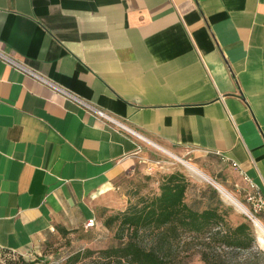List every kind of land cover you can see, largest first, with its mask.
Wrapping results in <instances>:
<instances>
[{
    "label": "crops",
    "instance_id": "obj_1",
    "mask_svg": "<svg viewBox=\"0 0 264 264\" xmlns=\"http://www.w3.org/2000/svg\"><path fill=\"white\" fill-rule=\"evenodd\" d=\"M0 52L136 134L0 59V264L95 219L148 141L264 195V0H0Z\"/></svg>",
    "mask_w": 264,
    "mask_h": 264
},
{
    "label": "trees",
    "instance_id": "obj_2",
    "mask_svg": "<svg viewBox=\"0 0 264 264\" xmlns=\"http://www.w3.org/2000/svg\"><path fill=\"white\" fill-rule=\"evenodd\" d=\"M189 187L179 172L163 176L158 194L139 197L135 204L104 221L106 228L115 227L116 246L77 251L65 264L83 260H88L85 264H174V251L190 242L202 246L196 252L204 264H233L227 252L248 249L255 241L251 228L245 223L235 227L229 224V211L215 191L209 192L204 208H199L200 201L188 205L185 197ZM59 232L63 237L71 233ZM18 264L36 263L21 260Z\"/></svg>",
    "mask_w": 264,
    "mask_h": 264
},
{
    "label": "rangeland",
    "instance_id": "obj_3",
    "mask_svg": "<svg viewBox=\"0 0 264 264\" xmlns=\"http://www.w3.org/2000/svg\"><path fill=\"white\" fill-rule=\"evenodd\" d=\"M148 142L151 144L144 143L142 151L144 153L143 157L137 160L136 164L123 177L111 185L110 191L107 192L103 203L97 206L94 212L96 223L94 228H82L65 237L61 235L59 237H53L51 241L44 245L39 254L20 256L12 253H4L1 255V264H18L21 260L26 263L36 264H65L68 256L77 251L85 249L98 251L116 246L118 242L114 238L115 227L106 228L103 224L104 221L124 211L128 205L135 204L139 197H150L158 194V185L161 178L173 172L183 174L190 183L185 197V202L188 205H193L195 201H200L199 208H204L209 192L215 191L218 200L229 211V224L235 227L245 223L251 228L255 237L254 243L246 250L227 252L226 257L230 263L264 264V254H262L264 253V245H261L257 241V235L249 218L246 215L236 212L230 205L225 203L211 184L209 185V183L192 177L181 162H186L195 167L212 181L234 195L242 205L249 209L244 201L242 191L236 187L239 180L227 171V168L219 161L197 158L192 153L181 157L153 141ZM255 218L261 224H264V213L255 216ZM201 247L200 244L193 242L180 245L173 254L176 257L174 264H204L196 252ZM216 251L219 252V250ZM87 261L83 260L78 264H85Z\"/></svg>",
    "mask_w": 264,
    "mask_h": 264
},
{
    "label": "built area",
    "instance_id": "obj_4",
    "mask_svg": "<svg viewBox=\"0 0 264 264\" xmlns=\"http://www.w3.org/2000/svg\"><path fill=\"white\" fill-rule=\"evenodd\" d=\"M0 59L3 63L13 67L15 70L22 72L23 74L31 77L35 81L51 88L56 93H58L63 98L75 103L78 107H80L84 112L87 114L95 117L96 119L101 120L106 126L123 132L132 133L127 127L119 120H117L115 117L109 115L108 113L102 111L101 109L96 108L95 106L91 105L90 103H87L76 96L72 95L71 93L64 91L63 89L56 87L40 75L34 73L33 71H30L29 69L25 68L22 64L10 59L7 57L4 53L0 52ZM133 135L135 133H132ZM136 135V134H135ZM231 167L233 170H235L238 175L247 183L248 185V192H246L244 196V201L248 205L249 209L248 212L250 214V217H255L261 213H264V195H261L255 186L248 180L247 177L239 170L236 163H232ZM215 188V187H214ZM216 189V188H215ZM217 191V189H216ZM218 192V191H217ZM249 220L251 219L249 216H247ZM96 225L95 219H88L84 224V229H92Z\"/></svg>",
    "mask_w": 264,
    "mask_h": 264
},
{
    "label": "bare ground",
    "instance_id": "obj_5",
    "mask_svg": "<svg viewBox=\"0 0 264 264\" xmlns=\"http://www.w3.org/2000/svg\"><path fill=\"white\" fill-rule=\"evenodd\" d=\"M182 165L186 168V170L189 172V174L194 177L197 180H201L203 182L211 184L213 187H215L221 197V199L230 205L236 212L246 215L250 217V214L247 210V208L242 205L237 198L232 195L230 192L225 190L223 187L212 181L208 176L197 170L195 167L191 166L190 164L186 162H181ZM250 221L252 223V226L255 230V233L257 235V241L264 245V224H261L258 220H256L255 217H250Z\"/></svg>",
    "mask_w": 264,
    "mask_h": 264
}]
</instances>
